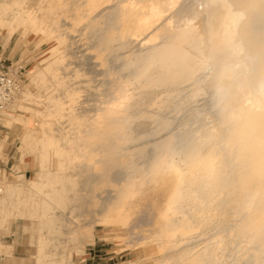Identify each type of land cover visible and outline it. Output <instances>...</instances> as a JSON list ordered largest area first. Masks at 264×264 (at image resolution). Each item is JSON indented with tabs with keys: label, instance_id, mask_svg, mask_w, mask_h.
Returning a JSON list of instances; mask_svg holds the SVG:
<instances>
[{
	"label": "bare ground",
	"instance_id": "1",
	"mask_svg": "<svg viewBox=\"0 0 264 264\" xmlns=\"http://www.w3.org/2000/svg\"><path fill=\"white\" fill-rule=\"evenodd\" d=\"M73 1L0 0V38L50 45L2 113L39 172L0 186V231L36 264L97 226L137 263L264 264V0Z\"/></svg>",
	"mask_w": 264,
	"mask_h": 264
},
{
	"label": "rangeland",
	"instance_id": "2",
	"mask_svg": "<svg viewBox=\"0 0 264 264\" xmlns=\"http://www.w3.org/2000/svg\"><path fill=\"white\" fill-rule=\"evenodd\" d=\"M82 0L72 2L69 6H78ZM75 26V25H74ZM75 27H79L76 25ZM28 41V42H27ZM22 41L18 35L14 36L9 42L4 38H0V48L3 51L12 52L11 59L13 56L18 55V58L13 62H21L26 69V81L25 85L30 83V75L37 69L38 61L42 60L45 52L49 49L50 45L45 44L44 40L38 38L34 40ZM39 41V42H38ZM19 42V43H18ZM14 59V58H13ZM36 67L33 69V67ZM7 113L15 116H26L22 111H11L9 106L4 111H0V125L4 126L13 136L14 155L17 163L13 167L6 170H0V186L4 187V183L16 182L20 176H24L26 180H34L37 178L39 168L36 164L34 156H28L25 159H21L20 150L21 147V134L24 132L23 125H14L12 127L6 126L5 117L2 113ZM2 114V115H1ZM4 119V120H3ZM27 127L35 128L36 121L33 118H29L26 124ZM5 144L1 143L0 146V160L5 163L8 161L5 155ZM23 161V162H22ZM26 172H28L26 174ZM3 179V180H2ZM3 181V182H2ZM3 184V185H1ZM16 220V221H15ZM22 223L17 222V219L11 220L8 227L0 231V240L5 245L12 246V255L14 259L9 261L7 258L6 251H1L5 256L4 264H36L35 253L36 248L30 245V233L21 232ZM27 223V222H26ZM17 228L19 233V243L17 245ZM120 233V234H119ZM95 240L93 244L86 246L85 254L75 256L73 258L74 264H147L137 263L139 258H142L144 254L135 250L124 248V244H120L117 240V235H122L121 232H112L106 227L97 226L95 231ZM116 235V237H115ZM118 245H117V244ZM120 245V246H119ZM122 248V249H121ZM5 252V253H4ZM138 253V254H137ZM141 255V256H140ZM143 255V256H142Z\"/></svg>",
	"mask_w": 264,
	"mask_h": 264
},
{
	"label": "built area",
	"instance_id": "3",
	"mask_svg": "<svg viewBox=\"0 0 264 264\" xmlns=\"http://www.w3.org/2000/svg\"><path fill=\"white\" fill-rule=\"evenodd\" d=\"M26 81V69L21 62L0 59V111L7 109L19 96ZM5 256L0 252V264Z\"/></svg>",
	"mask_w": 264,
	"mask_h": 264
},
{
	"label": "crops",
	"instance_id": "4",
	"mask_svg": "<svg viewBox=\"0 0 264 264\" xmlns=\"http://www.w3.org/2000/svg\"><path fill=\"white\" fill-rule=\"evenodd\" d=\"M12 52L3 51V48H0V59H3L6 62H13L18 58V55L13 56L11 59ZM1 143H4L5 155L7 156V162L0 160V170L10 169L17 163L16 157L14 155V145H13V136L11 133L2 125H0V146ZM28 172H26L27 174ZM23 176V175H22ZM24 177V176H23ZM84 263V262H83ZM81 263V264H83Z\"/></svg>",
	"mask_w": 264,
	"mask_h": 264
}]
</instances>
